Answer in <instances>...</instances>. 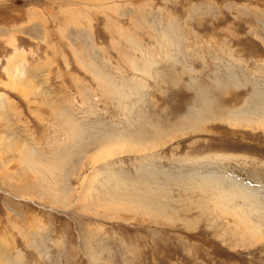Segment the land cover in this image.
Returning a JSON list of instances; mask_svg holds the SVG:
<instances>
[{
  "label": "rangeland",
  "instance_id": "1",
  "mask_svg": "<svg viewBox=\"0 0 264 264\" xmlns=\"http://www.w3.org/2000/svg\"><path fill=\"white\" fill-rule=\"evenodd\" d=\"M258 95L264 0H0V264H264Z\"/></svg>",
  "mask_w": 264,
  "mask_h": 264
},
{
  "label": "bare ground",
  "instance_id": "2",
  "mask_svg": "<svg viewBox=\"0 0 264 264\" xmlns=\"http://www.w3.org/2000/svg\"><path fill=\"white\" fill-rule=\"evenodd\" d=\"M255 96H256V94H255ZM255 98H256V100L254 102V105L251 104V108L250 107L249 108H245L243 111L239 112V114H241L243 117L246 116V115H253L254 114V115H257L262 120H264V97L261 96V95L260 96L258 95V97H255ZM230 116H231L230 118H233L235 120H236L237 117L239 118V116L236 117L235 115H234V117H232V115H230ZM194 118L196 119V117H194ZM249 118L251 119V117H249ZM256 120H257V118H256ZM262 120H260V121H262ZM248 121H250V120H248ZM260 125H263V123L260 124ZM212 180L213 181H216V179H212ZM217 184H227L228 185V188L230 189V191L233 192V195H235L237 197H240V199H247V200H249L250 204H255V205L256 204H259V202H258L259 200H253L251 198L250 195H252L253 193L249 192L246 187H243L240 184H235V183H233L232 181L228 180L225 177L222 178V181L221 182H217ZM249 220H250V218H249ZM253 231H256V230H253Z\"/></svg>",
  "mask_w": 264,
  "mask_h": 264
}]
</instances>
